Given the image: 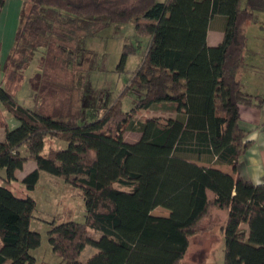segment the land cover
Here are the masks:
<instances>
[{"label":"trees","instance_id":"obj_1","mask_svg":"<svg viewBox=\"0 0 264 264\" xmlns=\"http://www.w3.org/2000/svg\"><path fill=\"white\" fill-rule=\"evenodd\" d=\"M258 10H264V0H21L13 44L0 62V102L17 122L13 128L3 125L0 167L12 181L34 160L35 168L21 179L27 190L35 188L41 170L80 190L82 222L46 221L48 242L61 262L179 264L190 235L204 230L201 222L214 207L227 209L224 264H264V183L238 173L239 157L249 145L238 124L239 105L263 101L245 93L237 76L244 24ZM215 15L224 17V35L208 45ZM129 21L149 37L123 90L139 98L130 112L117 97L95 120L79 123L84 115L74 83L79 39ZM130 52L125 45L117 70H124ZM37 53L40 67L29 79L35 103L42 93H69L65 103L46 112L37 104H19L12 89ZM65 69L68 86L61 79ZM157 106L169 115L129 119ZM125 128L139 139L126 142ZM45 136L67 145L41 153ZM211 164H226L230 172ZM35 206L32 197H18L0 183V264L34 263L30 251L41 242L31 228ZM157 206L169 213L152 214ZM86 245L97 251L80 262Z\"/></svg>","mask_w":264,"mask_h":264},{"label":"rangeland","instance_id":"obj_2","mask_svg":"<svg viewBox=\"0 0 264 264\" xmlns=\"http://www.w3.org/2000/svg\"><path fill=\"white\" fill-rule=\"evenodd\" d=\"M17 0H5L0 10V62L3 63L13 41L18 24L20 7H13ZM149 37L140 35L135 29L134 22L112 23L99 29L95 34L79 39L82 48L75 59L74 83L79 89V105L84 108V115L79 123L95 120L102 115L108 105L117 97H120L121 107L124 111L133 109L139 95L132 90L123 93L124 88L132 76V73L141 62ZM131 49L127 56L124 70H117L124 46ZM39 53L31 63L23 70L20 81L13 83L15 100L27 107L33 108L39 105L43 111H49L57 103H65L69 93L58 90L57 93L40 94L39 103H35V93L31 89L29 79L39 70ZM66 70V69H65ZM70 70L62 72V82L68 86ZM7 79V78H6ZM16 83V84H15ZM15 84V85H14ZM161 105V104H160ZM169 111L157 106L149 109L133 112L129 119H140L152 115H169ZM9 128L16 126L17 122L0 102V141L4 140V126ZM140 134L125 128L123 138L126 142H135ZM67 145L61 138L45 136L41 153L50 148L63 149ZM21 154L26 155L25 146H22ZM199 164H206L198 162ZM207 165V164H206ZM35 168L34 160H27L21 170L16 171V179L5 180V169L0 167V183L7 186L18 197L30 196L35 200L36 206L31 219V228L41 235L39 251L43 258H50L51 245L48 242L47 230L51 221L59 217L63 220H76L82 222L84 216V199L80 190L65 183L60 177L46 171H40V176L33 190H27L21 182L22 177ZM211 212L202 220L204 230L196 231L190 235L186 252L179 264H224V236L222 227L227 217V209L212 208ZM154 215H167L169 211L161 206L152 210ZM93 237L99 233L92 230ZM80 260H85V252Z\"/></svg>","mask_w":264,"mask_h":264},{"label":"crops","instance_id":"obj_3","mask_svg":"<svg viewBox=\"0 0 264 264\" xmlns=\"http://www.w3.org/2000/svg\"><path fill=\"white\" fill-rule=\"evenodd\" d=\"M20 3L21 0H17L13 7L15 5L20 7ZM224 24L223 16L215 15L211 18L206 35L208 45L221 42L224 35ZM244 32L246 44L237 76L241 89L245 93L253 97L262 96L263 101L260 106L254 103L239 105L238 124L245 133L244 141L249 145L239 157L238 173L241 178L259 184L264 183V10L254 12L253 19L245 22ZM211 166L224 172H230V167L226 164H211ZM84 214L83 211L82 215ZM38 248L39 246L30 251L34 257L33 264H65L53 251L50 258H43ZM96 251L93 246L86 245L80 252L78 260L84 262ZM84 252L85 260H80Z\"/></svg>","mask_w":264,"mask_h":264}]
</instances>
